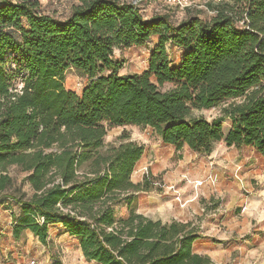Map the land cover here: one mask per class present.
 Returning <instances> with one entry per match:
<instances>
[{"label":"trees","instance_id":"1","mask_svg":"<svg viewBox=\"0 0 264 264\" xmlns=\"http://www.w3.org/2000/svg\"><path fill=\"white\" fill-rule=\"evenodd\" d=\"M137 3L79 0L57 17L41 12L39 0H0V206L15 166L32 189L10 197L19 205L15 240L29 231L47 245L58 223L100 264H215L192 251V221L136 211L137 192L160 189L159 176L131 180L142 144L100 150L111 126L133 124L176 150L209 154L223 141L264 157V0L211 2L213 15L177 23L168 13L144 17ZM152 36L146 68L120 73L114 50ZM167 44L181 49L177 62ZM70 69L86 78L79 93L65 87ZM220 102L211 120L194 112Z\"/></svg>","mask_w":264,"mask_h":264},{"label":"rangeland","instance_id":"2","mask_svg":"<svg viewBox=\"0 0 264 264\" xmlns=\"http://www.w3.org/2000/svg\"><path fill=\"white\" fill-rule=\"evenodd\" d=\"M128 1H138L137 5L144 17H150L158 13H168L172 21L177 23L190 14H197L200 17L208 18L209 16L213 15V11L207 6L208 3H213L215 1L217 2L219 0H194V3L191 7L182 10L168 5L162 0ZM39 3L41 12L57 17H65L70 13L72 7L79 3V0H39ZM156 42L157 36H152L146 43L140 46L115 49L114 56L122 62L119 72L133 73L144 70L147 65L148 54ZM167 47L169 49V55L174 59L175 62H177L182 54L181 49L179 47H171L169 44H167ZM64 83L66 88L72 89L79 93L82 86L86 83V78L79 75L73 69H70L65 74ZM169 86L170 84H165L162 88L166 89ZM224 105H226V102H220L214 107L195 110L194 112L196 115H202L207 120H211L212 118L218 117L221 114V109ZM229 126L230 121L225 119L223 123L224 132L228 130ZM127 140H133L144 146V153L142 154L143 156L141 158L142 163L140 161V164L142 165L139 166L141 169L137 172L139 174L141 173V176L143 172L140 171H143V167L146 165V163L152 162L153 164H157L159 160L166 157V155H168L170 152V146L168 144L162 143L150 127L133 124L111 126L104 137V147L101 148L100 151L104 152L107 148L116 146ZM200 158H202L203 161L201 162V166L198 167L199 170L197 172H200L203 179L201 189L206 191L208 190L215 196V198H212V196L208 200H201V204L204 209L215 206L216 203L220 208L225 209L227 202L226 199L228 198L229 193H244L245 190L243 187L245 183L246 186L251 184V186L254 188L256 187V185L253 183L254 180L249 181V178L243 179L241 177L244 175L243 172L245 171L243 167L237 168L239 162L244 157L239 155L232 157L229 154V149H227L222 142L215 143L212 151L209 154L201 155ZM154 159L156 160L154 161ZM249 159L251 160L253 158L250 156ZM176 160L177 159L175 158L169 160V167H173ZM251 162L254 163L253 161ZM234 165L236 166V170H233ZM135 168L137 169L138 167L136 166ZM8 172L13 178V184L12 188L5 191L6 197L3 198V204L0 206V263L8 260L9 264H21L28 259H34L36 264H70L72 261H75L77 258V242L64 234L59 227L53 225L49 226V233L52 235L53 239H50L49 243L45 245L44 250H40V248L42 249L40 242H36L38 239L34 236L33 238L31 234L28 236H24L23 234L18 241L12 237V234L9 236L7 228L9 226L8 222L11 221L9 210H15L16 213H18L19 207V205L14 200L10 199V197L23 196V198H27L32 193V189L29 187L27 181L22 180V177L25 175V173L20 171L17 167L10 166L8 168ZM135 173L136 172H134V177L132 173V179H135ZM155 176H159V178L155 179L153 184L154 186H159L160 189L153 188L149 191H145L146 193H159L163 191L164 180L162 173ZM238 209L235 210L236 214ZM124 212L125 210L123 208L117 209V215H122ZM231 212L234 214L233 209H231ZM222 213L223 214L220 222L229 215L227 210L223 211ZM202 217V215H195V219H193V225H195V227L198 225L197 223L202 219ZM219 226L221 230H224L226 227H223L221 224H219ZM246 236L247 235L241 237L240 240H243L246 238ZM34 239H36V241ZM240 244L242 247L239 251L242 255L246 253L255 255V253L261 252V249L264 248V244L259 245L256 243L255 245L249 246L244 242H241ZM8 249H13L14 252L6 253Z\"/></svg>","mask_w":264,"mask_h":264},{"label":"crops","instance_id":"3","mask_svg":"<svg viewBox=\"0 0 264 264\" xmlns=\"http://www.w3.org/2000/svg\"><path fill=\"white\" fill-rule=\"evenodd\" d=\"M219 142H222L229 149V154L232 157L237 155L244 157L239 164L237 163V168L243 167L245 171L241 177L243 179L249 178V181L254 180L255 188L251 184L246 186L245 183L243 187L244 193H229L225 209L220 208L217 203L215 206L204 209L201 200H208L212 196V198H215L210 191L201 189L203 179L200 172L197 171L203 161L200 157L204 154L195 152L186 145L179 150L169 145L170 152L166 157L159 160L157 164L146 163L143 171H140L143 172L142 176L145 173L152 176L162 173L164 180L163 191L159 193L137 192L134 197V207L138 213L162 222L178 220L182 222L192 221L193 224L195 215H202V219L196 226L198 229L197 237L192 242V251L194 253L207 255L215 264H264V248L261 249V252L255 253V255L251 253L242 255L239 251L242 247L241 242L248 246L256 243L259 245L264 244V157L251 146L235 147L227 146L223 141ZM142 156L135 163L132 171L133 177L134 172H136L135 179L131 178L133 182H139L142 179L141 173H137L141 169L139 166L142 165L140 164V161L142 163ZM250 156L253 159L250 160ZM172 158L177 160L173 167H169V160ZM235 165L233 170H236ZM136 166L138 167L137 169L135 168ZM119 208L125 210L124 214L121 215L124 216L126 208L124 206ZM231 209H233L234 214H232ZM236 209L239 210H237V214L235 213ZM225 210L229 212V215L220 222L222 212ZM12 211L16 212L15 210H9L11 217L7 227L9 236L11 235ZM219 224L223 227L226 226L224 230H221ZM50 225L59 227L64 234L77 242V258L70 264H100L94 260H87L83 256L78 240L64 232L60 224ZM29 234L33 237L31 232H24V236ZM245 235H247L246 238L240 240ZM50 239H53V237L49 233ZM34 240L36 241V239ZM36 242L39 243V240ZM41 246L42 249L40 248V250H44L45 245L41 244ZM8 252L14 251L13 249H8L6 253ZM8 262V260H5L2 263L9 264Z\"/></svg>","mask_w":264,"mask_h":264},{"label":"built area","instance_id":"4","mask_svg":"<svg viewBox=\"0 0 264 264\" xmlns=\"http://www.w3.org/2000/svg\"><path fill=\"white\" fill-rule=\"evenodd\" d=\"M164 3L171 5L179 10L189 8L193 5L194 0H162ZM4 264V263H0ZM21 264H36L34 259H28Z\"/></svg>","mask_w":264,"mask_h":264}]
</instances>
